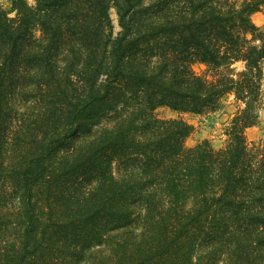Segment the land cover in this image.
<instances>
[{
	"label": "trees",
	"instance_id": "trees-1",
	"mask_svg": "<svg viewBox=\"0 0 264 264\" xmlns=\"http://www.w3.org/2000/svg\"><path fill=\"white\" fill-rule=\"evenodd\" d=\"M8 2L0 264H264V0ZM230 95L220 147L155 115Z\"/></svg>",
	"mask_w": 264,
	"mask_h": 264
},
{
	"label": "rangeland",
	"instance_id": "rangeland-1",
	"mask_svg": "<svg viewBox=\"0 0 264 264\" xmlns=\"http://www.w3.org/2000/svg\"><path fill=\"white\" fill-rule=\"evenodd\" d=\"M0 3L5 7L9 6L8 0H0ZM110 14L116 31L119 27L114 8H111ZM252 20L256 25H264V15L259 11L252 14ZM193 68L199 73L204 70V66L199 64H195ZM239 108L240 106L233 100V96L230 95L222 102L219 109L214 112L202 114L176 112L166 106H162L155 110V115L159 118H182L191 124L192 131L185 140L188 146L207 139L213 147H220L225 144L227 139L224 134V126ZM246 136L250 142L259 143L264 140V96L259 105L257 122L246 129Z\"/></svg>",
	"mask_w": 264,
	"mask_h": 264
}]
</instances>
